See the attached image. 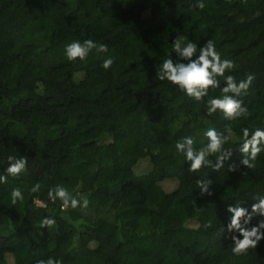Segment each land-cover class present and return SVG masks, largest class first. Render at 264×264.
Segmentation results:
<instances>
[{
    "label": "trees",
    "instance_id": "obj_1",
    "mask_svg": "<svg viewBox=\"0 0 264 264\" xmlns=\"http://www.w3.org/2000/svg\"><path fill=\"white\" fill-rule=\"evenodd\" d=\"M203 2L200 9L196 0H0V171L10 155L28 162L0 184V264L49 257L61 264H264V240L233 256L230 234L220 235L230 205L239 200L251 210L253 195L264 194V152L253 168L228 169L243 158L242 129L264 128V0ZM179 36L198 47L212 40L234 62L225 75H254L240 97L246 116L208 117L207 98L196 101L156 79ZM85 39L108 51L69 62L63 46ZM109 56L114 64L105 71L100 63ZM209 128H231V159L220 171L190 172L175 143L191 135L200 148ZM206 177L212 195L197 188ZM37 182L40 191L30 193ZM56 185L88 206L51 202ZM13 187L24 192L22 203L11 204ZM46 216L56 223L41 228Z\"/></svg>",
    "mask_w": 264,
    "mask_h": 264
},
{
    "label": "clouds",
    "instance_id": "obj_2",
    "mask_svg": "<svg viewBox=\"0 0 264 264\" xmlns=\"http://www.w3.org/2000/svg\"><path fill=\"white\" fill-rule=\"evenodd\" d=\"M204 6L203 0H196V7L203 9ZM93 50L97 54L108 51L107 45L100 44L93 39L72 40L63 46V55L69 62L84 61ZM173 52L176 55L175 60L172 58ZM172 53L157 68L156 79L167 80L196 101H203L207 98L205 109L208 117L215 116L218 111L226 120L246 116L247 109L243 106V100L240 97L247 94L255 79L254 75L249 74L246 79L240 81H237L232 75H225L234 69V62L222 58L212 40H208L203 46L198 47L197 43L192 40H185L179 36L172 43ZM113 64L114 58L109 56L101 60L100 67L107 71ZM222 82L225 86L221 88ZM217 89L219 95H210V90ZM226 132L228 134L218 131L216 128H209L204 132L207 143L200 148L195 147L193 136H184L176 141L175 150L189 164L190 172H196L205 166L211 167L214 171H220L232 156V149L225 148L230 140L231 128H227ZM242 133V143L237 148L243 154V158L239 164H229V171H238L241 166L246 169L253 168L257 157L264 152V128L250 131L245 127L242 129ZM212 157L215 158V162L211 159ZM27 163L25 157L8 156L6 169L0 171V184L7 183L10 177L18 178L27 170ZM196 185L202 195L213 194L212 179L202 178L196 181ZM40 189L41 184L37 182L30 187L29 192L38 193ZM9 195L12 205L22 203L25 199L24 192L20 187H13ZM252 198L255 203L251 205V210L241 206L239 200L236 206L230 205L227 209L230 213L229 221L220 228V235L225 231L230 234L232 241L230 249L233 256L243 255L264 240V219H259L257 223L252 224L254 218L264 217V194H254ZM48 199L53 203L59 200L62 208L75 209L87 207L89 204L87 199H78L63 185L50 188ZM40 203L43 205V202ZM55 223L54 218L46 216L41 220L40 227L49 228ZM35 264H61V261L49 257L46 260L37 259Z\"/></svg>",
    "mask_w": 264,
    "mask_h": 264
},
{
    "label": "rangeland",
    "instance_id": "obj_3",
    "mask_svg": "<svg viewBox=\"0 0 264 264\" xmlns=\"http://www.w3.org/2000/svg\"><path fill=\"white\" fill-rule=\"evenodd\" d=\"M171 184V185H170ZM169 185H166V186H168V189L169 190H172V189H174L175 188V185H173L172 184V182L170 183ZM167 188V187H166Z\"/></svg>",
    "mask_w": 264,
    "mask_h": 264
}]
</instances>
